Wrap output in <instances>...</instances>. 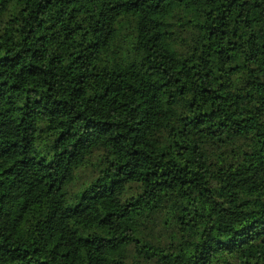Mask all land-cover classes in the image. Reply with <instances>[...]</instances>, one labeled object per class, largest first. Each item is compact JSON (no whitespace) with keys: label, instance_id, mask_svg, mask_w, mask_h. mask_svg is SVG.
<instances>
[{"label":"trees","instance_id":"1","mask_svg":"<svg viewBox=\"0 0 264 264\" xmlns=\"http://www.w3.org/2000/svg\"><path fill=\"white\" fill-rule=\"evenodd\" d=\"M0 264H264V0H0Z\"/></svg>","mask_w":264,"mask_h":264},{"label":"rangeland","instance_id":"2","mask_svg":"<svg viewBox=\"0 0 264 264\" xmlns=\"http://www.w3.org/2000/svg\"><path fill=\"white\" fill-rule=\"evenodd\" d=\"M82 174H85V173H82Z\"/></svg>","mask_w":264,"mask_h":264}]
</instances>
